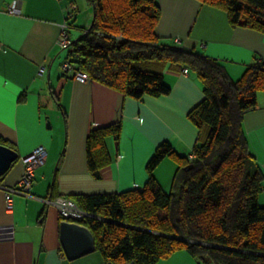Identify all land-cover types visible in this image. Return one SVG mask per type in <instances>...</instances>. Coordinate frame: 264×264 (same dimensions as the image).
<instances>
[{
	"label": "crops",
	"instance_id": "crops-1",
	"mask_svg": "<svg viewBox=\"0 0 264 264\" xmlns=\"http://www.w3.org/2000/svg\"><path fill=\"white\" fill-rule=\"evenodd\" d=\"M14 3L17 14L9 12ZM72 3L78 10L68 19ZM159 3L157 32L162 45L214 58L234 81L264 59V34L233 28L225 11L198 0ZM91 11L89 0H0V136L15 145L20 156L0 178V227L14 231L13 238L0 240V264H106L97 251L67 259L61 251L62 220L54 200L143 190L146 166L160 145L167 142L178 155L190 157L197 143L199 131L188 114L204 93L190 71H165L171 93L142 100L90 79L80 82L63 71L66 52L57 43L61 27L68 21L74 40L73 29L90 28ZM118 122L120 141L108 140L112 164L96 179L88 167L87 137L93 129ZM243 129L264 174V92L258 95L256 109L245 115ZM39 146L47 150L46 162L36 171L30 195L14 197L10 214L5 188L18 184L25 167L22 158ZM177 168L175 160L166 158L156 169L155 177L165 190ZM260 204L264 205V192ZM156 264L200 263L182 250Z\"/></svg>",
	"mask_w": 264,
	"mask_h": 264
},
{
	"label": "trees",
	"instance_id": "trees-1",
	"mask_svg": "<svg viewBox=\"0 0 264 264\" xmlns=\"http://www.w3.org/2000/svg\"><path fill=\"white\" fill-rule=\"evenodd\" d=\"M89 1L92 25L65 49L73 77L81 72L142 100L169 95L164 72L188 68L204 98L188 114L199 131L190 157L163 143L146 166L143 190L76 195L70 199L85 216H60L62 222L88 228L106 264H156L182 250L200 264H264V174L243 129L245 115L256 109L264 92V59L234 81L218 60L160 43L159 0ZM198 1L225 11L233 28L264 34V0ZM121 135L120 122L90 131L87 162L96 179L113 161L108 140L119 142ZM0 144L18 152L1 136ZM166 158L178 166L169 190L155 177Z\"/></svg>",
	"mask_w": 264,
	"mask_h": 264
},
{
	"label": "built area",
	"instance_id": "built-area-1",
	"mask_svg": "<svg viewBox=\"0 0 264 264\" xmlns=\"http://www.w3.org/2000/svg\"><path fill=\"white\" fill-rule=\"evenodd\" d=\"M78 10V5L72 3L71 11L68 14V19L74 17ZM9 12L12 14L19 13L17 4L14 3L10 6ZM71 24L67 21L61 27L60 36L58 39V46L65 50L69 48L71 44L70 30ZM180 42V38L176 39ZM64 72H73V66L68 61L64 62L62 65ZM184 74L189 73L188 68L183 69ZM80 82H86L89 80L88 76L81 72H76L74 76ZM47 159V150L43 146L37 147L30 155L22 158L24 163V172L20 178V181L14 188H5L6 195V210L8 213L12 214L14 209V197L17 195L28 196L30 195L36 177V171L42 167ZM54 205L58 208L60 216L67 220H79L85 216V214L78 208L76 203L70 198L59 197L54 200ZM14 237V231L10 228L0 227V240L11 239Z\"/></svg>",
	"mask_w": 264,
	"mask_h": 264
},
{
	"label": "water",
	"instance_id": "water-1",
	"mask_svg": "<svg viewBox=\"0 0 264 264\" xmlns=\"http://www.w3.org/2000/svg\"><path fill=\"white\" fill-rule=\"evenodd\" d=\"M19 159L18 152L0 144V178L6 175ZM60 240L62 249L70 261L80 259L96 251L93 234L88 228L78 223L62 222L60 225ZM107 264L114 263L109 262Z\"/></svg>",
	"mask_w": 264,
	"mask_h": 264
},
{
	"label": "rangeland",
	"instance_id": "rangeland-1",
	"mask_svg": "<svg viewBox=\"0 0 264 264\" xmlns=\"http://www.w3.org/2000/svg\"><path fill=\"white\" fill-rule=\"evenodd\" d=\"M91 8H92V20H91V23H90V26L92 25V22H93V17H94V12H93V7H92V5H91ZM78 34V36H76ZM80 34V35H79ZM72 35H73V39L75 40V39H78L81 35H82V32H81V30H75V29H73L72 30ZM75 36V37H74Z\"/></svg>",
	"mask_w": 264,
	"mask_h": 264
}]
</instances>
